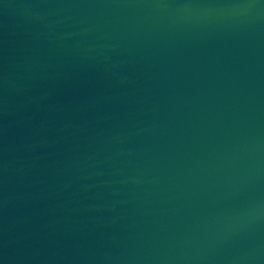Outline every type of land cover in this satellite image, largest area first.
Here are the masks:
<instances>
[{"label": "water", "instance_id": "95a60500", "mask_svg": "<svg viewBox=\"0 0 264 264\" xmlns=\"http://www.w3.org/2000/svg\"><path fill=\"white\" fill-rule=\"evenodd\" d=\"M0 264H264V0H0Z\"/></svg>", "mask_w": 264, "mask_h": 264}]
</instances>
